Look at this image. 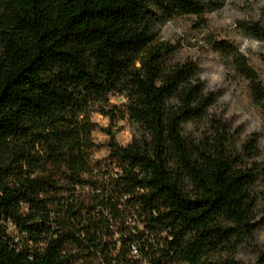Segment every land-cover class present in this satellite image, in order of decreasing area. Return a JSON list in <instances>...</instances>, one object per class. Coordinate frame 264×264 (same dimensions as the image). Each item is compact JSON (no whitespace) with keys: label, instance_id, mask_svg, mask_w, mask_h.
Listing matches in <instances>:
<instances>
[{"label":"trees","instance_id":"trees-1","mask_svg":"<svg viewBox=\"0 0 264 264\" xmlns=\"http://www.w3.org/2000/svg\"><path fill=\"white\" fill-rule=\"evenodd\" d=\"M213 10L202 0H0V264H238L264 215L261 136L237 146L198 65L159 37L168 21ZM239 26L264 43V25ZM209 44L264 116L246 57ZM95 113L128 120L132 142L110 132L108 155L95 158Z\"/></svg>","mask_w":264,"mask_h":264},{"label":"rangeland","instance_id":"rangeland-1","mask_svg":"<svg viewBox=\"0 0 264 264\" xmlns=\"http://www.w3.org/2000/svg\"><path fill=\"white\" fill-rule=\"evenodd\" d=\"M214 10L202 18L186 16L168 21L159 28L162 41L176 45V60H192L199 68V77L207 91L216 93L217 102L212 113L226 121L239 146L249 135L258 133L264 148V116L254 102L249 83L239 76L231 59L217 52L209 43L227 42L246 57L248 64L258 73L264 86V43L245 35L240 23L264 25V1L262 0H202ZM123 97L112 98L113 104H121ZM97 128L93 132L96 144L95 158L108 155L114 133L117 144L126 147L134 136L135 128L128 120L111 122L98 113L92 115ZM256 231L250 244L244 245L236 255L238 264H258L264 254V215L256 219Z\"/></svg>","mask_w":264,"mask_h":264},{"label":"built area","instance_id":"built-area-1","mask_svg":"<svg viewBox=\"0 0 264 264\" xmlns=\"http://www.w3.org/2000/svg\"><path fill=\"white\" fill-rule=\"evenodd\" d=\"M134 252H136V251H134Z\"/></svg>","mask_w":264,"mask_h":264}]
</instances>
